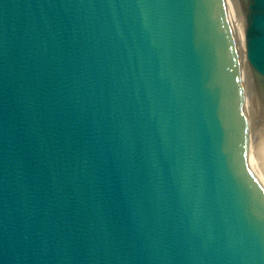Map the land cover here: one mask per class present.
<instances>
[{"label": "water", "instance_id": "95a60500", "mask_svg": "<svg viewBox=\"0 0 264 264\" xmlns=\"http://www.w3.org/2000/svg\"><path fill=\"white\" fill-rule=\"evenodd\" d=\"M244 94L227 0H0V264H264Z\"/></svg>", "mask_w": 264, "mask_h": 264}, {"label": "rangeland", "instance_id": "374dc122", "mask_svg": "<svg viewBox=\"0 0 264 264\" xmlns=\"http://www.w3.org/2000/svg\"><path fill=\"white\" fill-rule=\"evenodd\" d=\"M233 1L238 4L240 2L243 5L246 3V0ZM249 71L246 87L251 115V131L252 136H254L253 147L255 146L254 152L258 159L257 164L262 170V174H264V156L262 155L264 154V77L252 69H248V73Z\"/></svg>", "mask_w": 264, "mask_h": 264}, {"label": "bare ground", "instance_id": "6f19581e", "mask_svg": "<svg viewBox=\"0 0 264 264\" xmlns=\"http://www.w3.org/2000/svg\"><path fill=\"white\" fill-rule=\"evenodd\" d=\"M227 6H228V11H229L231 23L233 25L234 32H235V35L237 38L239 51L241 54L243 73H244V86H245L244 99H245V106H246L247 120H248L249 161H250L252 168L254 169V171L257 173L258 177L261 179L262 183L264 184V174H262V170H260V168L257 164L258 159H257L255 152H254L255 146L253 147L254 136H252V131H251V115H250V108H249V103H248V98H247L248 95H247V87H246L247 86L246 79L248 78V74H250V71L248 73V69H252L248 60H247L246 50H245V48H246V26H247V6H248V3L246 2L243 5L240 2L238 4V3H234L233 0H227ZM262 155L264 156V154H262Z\"/></svg>", "mask_w": 264, "mask_h": 264}]
</instances>
